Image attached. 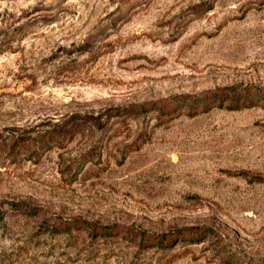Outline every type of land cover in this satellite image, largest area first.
I'll list each match as a JSON object with an SVG mask.
<instances>
[{"label":"rangeland","instance_id":"1","mask_svg":"<svg viewBox=\"0 0 264 264\" xmlns=\"http://www.w3.org/2000/svg\"><path fill=\"white\" fill-rule=\"evenodd\" d=\"M263 96L264 0H0V264H264Z\"/></svg>","mask_w":264,"mask_h":264},{"label":"trees","instance_id":"2","mask_svg":"<svg viewBox=\"0 0 264 264\" xmlns=\"http://www.w3.org/2000/svg\"><path fill=\"white\" fill-rule=\"evenodd\" d=\"M212 94V93H211ZM247 97L248 96H245L244 98H246L245 100H248L247 99ZM219 98H221V97H219V96H217V95H215L214 96V98L213 99H211V100H213L214 102H218V101H222V100H220ZM207 100L208 99H206V101H202L200 104V106H205V104H207L206 102H207ZM258 100L261 102V101H263L264 100V96L263 97H259L258 98ZM247 102V101H246ZM247 103H245L244 105H238V107H234V108H242V107H245V105H246ZM252 104L250 103L249 105H247V106H251ZM221 106H223V103L221 104ZM233 106H235V105H231L229 108H233ZM241 106V107H240ZM167 243H169V240H168V242Z\"/></svg>","mask_w":264,"mask_h":264}]
</instances>
